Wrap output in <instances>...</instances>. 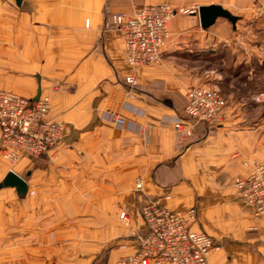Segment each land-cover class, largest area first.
I'll use <instances>...</instances> for the list:
<instances>
[{
    "label": "crops",
    "instance_id": "obj_1",
    "mask_svg": "<svg viewBox=\"0 0 264 264\" xmlns=\"http://www.w3.org/2000/svg\"><path fill=\"white\" fill-rule=\"evenodd\" d=\"M157 1L0 0V47L21 65L15 80L24 82L0 88L49 95L50 116L66 125L54 149L35 161L22 156L13 170L25 193L0 188V264H92L108 245L115 247L105 264H116L136 250L131 231H145L140 209L153 198L172 211L197 208L200 228L217 244L210 264H264V218L247 215L234 185L253 162L264 163V118L252 120L250 102L228 96L221 123H198L191 137L169 122L206 80L204 60L237 26L218 18L203 28L198 13L178 14L161 61L130 66L123 30L110 18L166 3ZM223 79L216 75V84ZM11 170L0 151V183Z\"/></svg>",
    "mask_w": 264,
    "mask_h": 264
},
{
    "label": "built area",
    "instance_id": "obj_2",
    "mask_svg": "<svg viewBox=\"0 0 264 264\" xmlns=\"http://www.w3.org/2000/svg\"><path fill=\"white\" fill-rule=\"evenodd\" d=\"M177 12L169 4H146L131 14L113 15V24L124 32L125 59L131 66L161 61L170 37L169 21ZM127 81L135 82L132 75L127 76ZM226 104L218 90L193 86L187 94L185 116H173L169 122L178 133L189 137L198 123H221ZM49 114L48 96L33 99L0 88V150L10 164H16L22 156L39 157L62 138L64 123ZM234 185L254 216L264 218V164H251L248 174L237 177ZM141 187L138 182L137 188ZM140 214L145 231L133 232L137 249L123 256L119 264H210L209 256L216 243L200 228L196 207L172 211L153 198L142 204ZM121 217L125 219V213Z\"/></svg>",
    "mask_w": 264,
    "mask_h": 264
},
{
    "label": "rangeland",
    "instance_id": "obj_3",
    "mask_svg": "<svg viewBox=\"0 0 264 264\" xmlns=\"http://www.w3.org/2000/svg\"><path fill=\"white\" fill-rule=\"evenodd\" d=\"M157 2H166V3H157V4H169L173 8L179 10L177 14L171 17L169 23H171L172 18L178 14L188 15L192 13H198V8L200 7V4H209L212 2L223 5L224 7L229 9L234 15L238 16V20L236 23L237 27L235 30L236 32L233 33L230 32V38H227L226 41H222V43L219 45L218 48L219 52L215 57H210L204 60L202 66L205 69V73H206L205 75L207 78L206 80H204L201 86L218 90L225 98L227 104H228V99H227L228 96H231L234 100L238 99V100L250 102L252 109L249 111L250 112L249 115L250 117H252V120L260 117L264 118V0H161ZM180 9H182L183 11H180ZM113 15L111 16L109 21V25L111 27L116 26L112 22ZM228 22H229L228 24H232L230 21ZM124 56H125V50H124ZM237 59H239V61L235 62ZM244 59H248V62L245 61ZM20 73H21V65L15 63L14 64L8 63L5 57V49L4 47H0V87L6 86L5 85L6 83L9 84V87L11 86L21 87V85H24L22 84L24 82H20V80H15V78H19ZM11 74L13 76L12 82L9 81ZM216 75H222V77L224 78L223 79L224 83L221 84V86H219V84H216L217 83ZM125 82L130 87H133L136 84V82L134 83L128 82L127 77L125 78ZM42 96H48L50 98V96L47 94H44ZM50 111H51V98H50ZM179 115L185 116L184 110L183 113ZM108 120L114 124L121 121L119 120L118 116L115 115L109 116ZM58 121L64 123L63 136L54 147L49 149L48 152L54 149L62 141L65 134V127H66L65 121L63 120H58ZM180 135L183 136L181 133ZM47 153L35 158L29 156L28 157L35 161L36 159L43 157ZM19 161L14 165L9 163L11 165L12 170L19 168V163H20ZM255 162L257 163V161ZM236 191L239 197L238 199L242 200V202L245 203L249 211V214L247 215H250L256 219H260L254 216L250 207L241 198L237 188ZM30 194L31 195L35 194V191L32 190ZM245 210L243 212H239L238 216L245 217L246 216V214H244L246 213ZM121 214H120V218L123 219L121 217ZM124 222H126V220ZM224 227L226 230L229 228H233L234 230H236L241 226L239 224H235V225L228 224L225 225ZM133 232L136 231L132 230L131 233L133 234ZM96 243L99 242L98 241L92 242L94 253H96V251L98 252L99 250V246H97ZM88 244L89 243H87L86 245ZM77 246L78 247L84 246V242L78 241ZM137 246H138V241H137ZM114 247L115 245H108L106 248L100 250L97 253L98 255L94 257L92 264H105L108 259L109 253ZM216 248H217V244H216ZM119 260L117 261L116 264H119ZM166 264H173V263H166Z\"/></svg>",
    "mask_w": 264,
    "mask_h": 264
},
{
    "label": "water",
    "instance_id": "obj_4",
    "mask_svg": "<svg viewBox=\"0 0 264 264\" xmlns=\"http://www.w3.org/2000/svg\"><path fill=\"white\" fill-rule=\"evenodd\" d=\"M198 14L200 17L201 26L208 28L213 25L218 18H225L230 21L233 26H236L238 16L234 15L230 10L222 6L221 4L202 5L198 8ZM3 186L16 187L19 192H26L28 184L26 180L14 172L9 171L3 181L0 183V188Z\"/></svg>",
    "mask_w": 264,
    "mask_h": 264
}]
</instances>
